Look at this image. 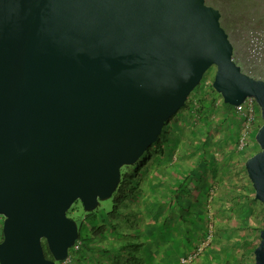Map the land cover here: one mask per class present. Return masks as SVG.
Masks as SVG:
<instances>
[{"label":"water","instance_id":"water-1","mask_svg":"<svg viewBox=\"0 0 264 264\" xmlns=\"http://www.w3.org/2000/svg\"><path fill=\"white\" fill-rule=\"evenodd\" d=\"M233 54L205 0H0V264L65 261L78 238L69 208L109 200L210 68L224 104L259 110L244 169L264 264V79Z\"/></svg>","mask_w":264,"mask_h":264},{"label":"trees","instance_id":"trees-1","mask_svg":"<svg viewBox=\"0 0 264 264\" xmlns=\"http://www.w3.org/2000/svg\"><path fill=\"white\" fill-rule=\"evenodd\" d=\"M202 87L206 90L197 95ZM216 96L219 95L211 83L204 85V80L193 89L141 158L121 168L119 184L109 199V211L96 208L87 213L78 201L74 202L83 213L78 217V238L67 259L56 264H253L261 227L251 226L252 212L247 210L240 220L249 232H256L254 237L236 236L217 253L211 248V241L215 238L219 245L221 242L211 234L207 246L196 254L200 243L210 235V220L203 189L207 183L201 186L192 182L195 170L202 168L205 180V171L218 165L208 146L214 129L227 124L224 137H231L235 148L237 142V137L226 131L239 116L230 105L221 102L217 106ZM216 110L219 118H214ZM260 124L259 119L256 129ZM184 127L195 130L199 139L184 142ZM255 152L244 154L243 163ZM188 158L191 159L186 162ZM220 228L215 229L214 235L220 236ZM42 246L45 257L51 258L44 242ZM188 255L193 256L192 260L181 263Z\"/></svg>","mask_w":264,"mask_h":264},{"label":"rangeland","instance_id":"rangeland-1","mask_svg":"<svg viewBox=\"0 0 264 264\" xmlns=\"http://www.w3.org/2000/svg\"><path fill=\"white\" fill-rule=\"evenodd\" d=\"M205 3L219 11L220 23L233 46V56L238 59L243 72H246L253 77L262 75L263 70L260 67H246L242 63V58L245 55V48L249 34L253 30L264 25V0H205ZM213 75L214 68H210L206 71L202 80L208 82L206 84L204 83V85L211 83ZM204 90H206V88L202 87L196 91V94L200 95ZM215 100L217 106L221 105L220 103L222 102V99L220 96H216ZM219 117L220 112H217L216 110L214 118ZM259 119L260 115L259 118L256 115L255 124H258ZM242 121L243 119L241 117H237V120L233 122L231 128L226 132H229V135H231V133L234 134L235 138L238 137ZM226 125L227 124L223 125L219 129H214L212 131V138L208 143L213 159H218V165H215L211 171H205V180L202 176V172H204L202 168L200 170H195L194 178L192 179V182L198 183V185L200 184L201 186H204L205 181L207 183L206 187H203V189H206L208 203L207 212L210 220L207 225L210 235L207 236L208 239L206 238V240L200 243L196 254L201 252L207 246L211 234L212 238L217 237L221 242L219 245L218 242H215V238L211 241V248L217 253H219V250L224 249V245H229V243H231L230 239H233L236 236H242L243 238L249 237L250 239L254 237L256 232H249L247 228H245V224L240 220L243 216V212L246 210L252 212L251 226L253 228H260L263 224L262 204L254 199L252 186H250L251 184H249L247 175L243 170L244 154L255 152L258 148L254 140L258 128L253 130L249 137H247L249 148L241 150L239 153L236 152L232 138L224 137L223 132H225ZM195 132V130L189 131L187 127H184L181 133L183 141L188 143L190 140H195V138L199 139L198 134H196V136L194 135ZM195 156H197V154H195ZM190 159L191 158L186 159V162ZM191 163L193 164V162ZM110 209L111 203L109 200L101 201L97 207V210L106 212ZM71 210L72 212L69 216V211ZM192 210L196 211V207H193ZM66 214L76 223L79 222L78 217L83 215L80 210L78 211L74 203ZM218 227H221L220 231L222 230L220 236L214 235V231Z\"/></svg>","mask_w":264,"mask_h":264},{"label":"built area","instance_id":"built-area-1","mask_svg":"<svg viewBox=\"0 0 264 264\" xmlns=\"http://www.w3.org/2000/svg\"><path fill=\"white\" fill-rule=\"evenodd\" d=\"M233 59L241 68L238 59L235 58V56H233ZM242 63L249 68L260 67L263 70V74L256 77L259 79H264V25L253 30L249 34L245 48V55L242 58ZM207 82L204 83L206 84ZM233 108L238 116L243 119L242 125L240 126V133L236 142V149L241 152V150L246 149L249 145L247 142V137H249L250 133L256 129L257 124H255V119L256 115L258 116L257 105L252 98H246L240 105ZM192 258L193 256L189 255L185 259H182L181 263H188L192 260Z\"/></svg>","mask_w":264,"mask_h":264},{"label":"flooded vegetation","instance_id":"flooded-vegetation-1","mask_svg":"<svg viewBox=\"0 0 264 264\" xmlns=\"http://www.w3.org/2000/svg\"><path fill=\"white\" fill-rule=\"evenodd\" d=\"M0 221L2 222V218H0ZM1 239V238H0Z\"/></svg>","mask_w":264,"mask_h":264}]
</instances>
